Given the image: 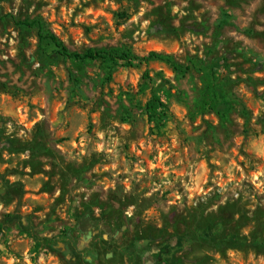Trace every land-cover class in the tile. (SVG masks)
Masks as SVG:
<instances>
[{
    "label": "rangeland",
    "instance_id": "obj_1",
    "mask_svg": "<svg viewBox=\"0 0 264 264\" xmlns=\"http://www.w3.org/2000/svg\"><path fill=\"white\" fill-rule=\"evenodd\" d=\"M34 19L76 52L226 54L225 118L203 67L67 60ZM0 264H264V0H0Z\"/></svg>",
    "mask_w": 264,
    "mask_h": 264
},
{
    "label": "trees",
    "instance_id": "obj_2",
    "mask_svg": "<svg viewBox=\"0 0 264 264\" xmlns=\"http://www.w3.org/2000/svg\"><path fill=\"white\" fill-rule=\"evenodd\" d=\"M15 20L14 16H10ZM228 18V15H227ZM16 24L22 26L26 29H35L37 31L38 39L41 43L51 44L56 48V52L63 57L64 59L75 61V62H87V61H102L110 65V69L112 70L119 64H122L127 68H134L137 63L148 65L153 61L163 62L173 68L176 72L182 71L184 69L190 70L191 68L203 67L209 76V83L207 85V89L205 92V100L208 101L207 105L221 118H225L227 114L226 103L221 102L218 86L216 85V80L218 78V70L220 68H224L225 70H230V65L227 62L228 56L224 55H216L212 51L206 53L207 63L204 60H200L197 58L189 59L188 65L184 66L179 63L173 56L161 54L158 52H150L147 56L141 57L132 52L131 49L126 47H112V48H102V49H86L84 52H76L71 51L65 43L60 40L55 34L46 31L43 27V23L40 19L34 20H24V21H16ZM228 24V19H225L221 26ZM159 25H155V29L158 28ZM241 32L245 35H250L254 31L252 29H243ZM111 79V77H110ZM145 80L151 81V77L148 73L144 75ZM242 81L250 86L254 85V80L250 77L242 79ZM255 88V86H253ZM257 92L256 90H254ZM262 96V95H259ZM160 108L163 110H167V106L162 103V101L156 96L153 95L151 99L146 103L145 112L148 115L151 121H159L166 113L163 111H159ZM89 221L81 222L80 225L85 227L89 226ZM19 228L21 230H25L26 227L23 225L21 221H19ZM192 227L190 226L189 233H183L181 235L180 242L183 246L190 245L191 248L195 246L206 248L209 245V238L205 234L201 233H193ZM197 231V230H196Z\"/></svg>",
    "mask_w": 264,
    "mask_h": 264
}]
</instances>
